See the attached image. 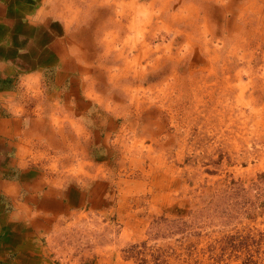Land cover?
<instances>
[{"label":"rangeland","instance_id":"rangeland-1","mask_svg":"<svg viewBox=\"0 0 264 264\" xmlns=\"http://www.w3.org/2000/svg\"><path fill=\"white\" fill-rule=\"evenodd\" d=\"M133 3L64 81L84 107L48 149L79 206L54 216L49 262L264 264V0Z\"/></svg>","mask_w":264,"mask_h":264},{"label":"crops","instance_id":"crops-1","mask_svg":"<svg viewBox=\"0 0 264 264\" xmlns=\"http://www.w3.org/2000/svg\"><path fill=\"white\" fill-rule=\"evenodd\" d=\"M212 1L172 0L181 10L208 8ZM133 2L0 0V261H9L10 254L29 262L12 264H51L43 241L50 224L62 208L79 206L74 189L80 188L70 185L74 173L60 174L67 155L55 158L48 149L61 142L55 131L62 132L64 121L74 127L69 116L80 122L78 111L84 107L71 105L72 87H64V81L79 80L70 68L76 72L80 62L92 61L102 45L97 32L110 28L109 21L124 29L119 14L132 19ZM104 16L109 21L101 22ZM76 45L81 47L74 52ZM54 69L59 70L55 75ZM54 159L61 177H54Z\"/></svg>","mask_w":264,"mask_h":264},{"label":"bare ground","instance_id":"bare-ground-1","mask_svg":"<svg viewBox=\"0 0 264 264\" xmlns=\"http://www.w3.org/2000/svg\"><path fill=\"white\" fill-rule=\"evenodd\" d=\"M102 1H103V0H102ZM115 1H116V0H115ZM137 2H138V1H137ZM115 4H116V3H115ZM124 4L126 5L127 3L124 2ZM128 4H129V3H128ZM136 4H137V3H136ZM167 4H169V3H167ZM117 5H119V4H117ZM117 5H116V6H117ZM165 5H166V4H165ZM171 5H172V4H170V7H171ZM133 6H134V5H133ZM141 7H142V6H141ZM167 7H168V6H167ZM121 9H122V8H121ZM121 9H120V10H121ZM145 9H146V8H145ZM163 9H164V8H163ZM102 10H103V9H102ZM106 10H107V8H106ZM114 10H115V9H114ZM168 10H169V9H168ZM117 11H118V10H117ZM122 11H123V9H122ZM146 11H147V10H146ZM171 11H172V10H171ZM141 12H142V11H141ZM152 12H153V11H152ZM108 13H109V12H108ZM115 13H116V12H115ZM126 13H127V12H126ZM131 13H132V12H131ZM139 13H140V12H139ZM143 13H144V12H143ZM166 13H167V12H166ZM129 14H130V13H129ZM144 14H145V13H144ZM117 15H118V14H117ZM117 15H116V16H117ZM119 15H120V14H119ZM126 15H127V14H126ZM167 15H168V13H167ZM124 16H125V15H124ZM136 16H137V14H136ZM142 16H143V15H142ZM147 16H148V15H147ZM132 17H133V16H132ZM149 17H150V16H149ZM161 17H163V16H161ZM165 17H166V16H165ZM150 18H151V17H150ZM114 19H115V17H114ZM116 19H118V18H116ZM141 20H142V19H141ZM145 20H147V18H146ZM108 21H109V19H108ZM116 21H117V20H116ZM121 21H122V20H121ZM147 21H148V20H147ZM151 21H152V20H151ZM109 22H110V21H109ZM109 22H108L107 24H109ZM114 22H115V21H114ZM162 22H163V20H162ZM137 23H138V22H137ZM139 23H140V22H139ZM167 23H168V22H167ZM146 24H147V23H146ZM178 24H179V23H178ZM122 25H123V24H122ZM122 25H121V26H122ZM124 25H125V24H124ZM129 25H133V24L130 23ZM144 25H145V24H144ZM148 25H149V24H148ZM171 25H172V24H171ZM108 26H109V25H108ZM116 26H117V25H116ZM133 26H134V25H133ZM146 26H147V25H146ZM149 26H150V25H149ZM204 26H205V25H204ZM126 27H127V26H126ZM101 28H102V27H101ZM101 28H100V29H101ZM107 28H108V27H107ZM117 28H118V27H117ZM124 28H125V27H124ZM127 28H128V27H127ZM130 28H131V27H130ZM130 28H129V29H130ZM136 28H137V27H136ZM180 28H181V27H180ZM144 29H146V27H144ZM177 29H178V28H177ZM107 30H108V29H107ZM118 30H119V29H118ZM121 30H122V29H121ZM119 31H120V30H119ZM119 31H118V32H119ZM141 31H142V29H141ZM101 32H102V30H101ZM111 32H112V31H111ZM113 32H114V31H113ZM121 32H122V31H121ZM167 32H168V31H167ZM170 32H171V31H170ZM152 33H153V32H152ZM154 33H155V32H154ZM119 34H120V33H119ZM119 34H118V35H119ZM123 34H124V33H123ZM123 34H122V36H123ZM194 34H195V33H194ZM118 35H117V36H118ZM136 35H137V34H136ZM212 35H213V34H212ZM214 35H215V34H214ZM109 37H110V36H109ZM140 37H141V36H140ZM149 37H150V36H149ZM183 37H184V36H183ZM130 38H131V37H130ZM138 38H139V37H138ZM121 39H122V38H121ZM121 39H120V40H121ZM146 39H147V38H146ZM118 41H119V39H118ZM146 41H147V40H146ZM124 42H125V41H124ZM136 42H137V41H136ZM103 43H104V42H103ZM115 43H117V42H115ZM140 43H141V42H140ZM142 44H144V43H142ZM149 44H150V43H149ZM101 46H102V45H101ZM101 46H100V47H101ZM122 46H123V44H122ZM166 46H167V45H166ZM114 47H115V46H114ZM168 47H169V46H168ZM102 48H103V47H102ZM139 48H140V47H139ZM141 48H142V47H141ZM149 48H150V47H149ZM121 49H122V48H121ZM142 49H143V48H142ZM146 50H147V49H146ZM158 50H159V49H158ZM122 51H123V50H122ZM148 51H149V50H148ZM217 51H218V50H217ZM111 52H112V51H111ZM142 52H143V51H142ZM112 53H113V52H112ZM121 53H122V52H121ZM150 53H151V52H150ZM113 54H114V53H113ZM148 54H149V53H148ZM154 54H155V53H154ZM158 54H159V53H158ZM105 55H106V54H105ZM120 55H121V54H120ZM124 55H125V54H124ZM155 55H156V54H155ZM158 56H159V55H157V57H158ZM127 57H128V56H127ZM185 60H186V59H185ZM127 62H128V61H127ZM129 63H130V62H129ZM130 66H131V65H130ZM113 71H114V70H113ZM171 75H172V74H171ZM170 87H171V86H170ZM156 95H157V94H156ZM110 100H111V99H110ZM164 105H165V104H164Z\"/></svg>","mask_w":264,"mask_h":264}]
</instances>
